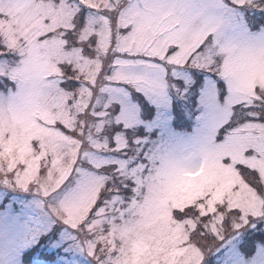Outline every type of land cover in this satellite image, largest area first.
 Here are the masks:
<instances>
[{
  "label": "snow or ice",
  "instance_id": "snow-or-ice-1",
  "mask_svg": "<svg viewBox=\"0 0 264 264\" xmlns=\"http://www.w3.org/2000/svg\"><path fill=\"white\" fill-rule=\"evenodd\" d=\"M5 201L0 264H264V0H0Z\"/></svg>",
  "mask_w": 264,
  "mask_h": 264
},
{
  "label": "rangeland",
  "instance_id": "rangeland-1",
  "mask_svg": "<svg viewBox=\"0 0 264 264\" xmlns=\"http://www.w3.org/2000/svg\"><path fill=\"white\" fill-rule=\"evenodd\" d=\"M190 130V129H188ZM176 131L178 133H183L184 131H186V129H176ZM21 196H24L27 200H30L31 197L28 196V194L26 193H21ZM8 203H10L9 201H5L3 204H0V210H3V207L5 205H7ZM24 203V201H16L14 203V208L16 210H19V208L22 206V204ZM61 235H63V233H61ZM79 254L75 251V250H67L65 248H56L53 247V262L54 264H66V262H70L72 260H74Z\"/></svg>",
  "mask_w": 264,
  "mask_h": 264
}]
</instances>
